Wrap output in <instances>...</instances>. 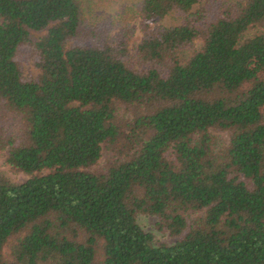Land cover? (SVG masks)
Segmentation results:
<instances>
[{
  "label": "trees",
  "instance_id": "trees-1",
  "mask_svg": "<svg viewBox=\"0 0 264 264\" xmlns=\"http://www.w3.org/2000/svg\"><path fill=\"white\" fill-rule=\"evenodd\" d=\"M8 113L0 264H264V0H0Z\"/></svg>",
  "mask_w": 264,
  "mask_h": 264
},
{
  "label": "rangeland",
  "instance_id": "rangeland-1",
  "mask_svg": "<svg viewBox=\"0 0 264 264\" xmlns=\"http://www.w3.org/2000/svg\"><path fill=\"white\" fill-rule=\"evenodd\" d=\"M86 5V16L87 19L93 20L99 23H104L107 25V22L116 17L118 11L121 8V5L123 3H126L127 0H84ZM179 21V18L176 15H169L162 19H157L156 23L164 24V25H170V24H176ZM132 26L135 27L132 36L130 38V53L133 52V46L137 42L138 38L140 37V31L136 27V23L133 24V21L130 23ZM113 31H116V29H113ZM45 31H39V32H32L33 36H39L43 34ZM22 68L25 74L28 75H36L37 69L31 62L22 61ZM11 120V114L8 113L5 117H0V125L6 127V130L9 132L14 131ZM222 134L225 136V133L222 132ZM0 174L7 177L9 180L14 182H20L25 180L29 175L14 169L11 167L5 159V150L0 152ZM137 222L139 225L145 230L149 231L153 234L155 241H165V242H171L173 240L172 237L168 235L167 232L158 230L155 226L156 217L152 215H145V214H137L136 215Z\"/></svg>",
  "mask_w": 264,
  "mask_h": 264
}]
</instances>
